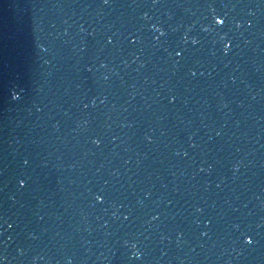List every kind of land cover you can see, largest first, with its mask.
<instances>
[{"label":"water","instance_id":"95a60500","mask_svg":"<svg viewBox=\"0 0 264 264\" xmlns=\"http://www.w3.org/2000/svg\"><path fill=\"white\" fill-rule=\"evenodd\" d=\"M0 264H264V0H0Z\"/></svg>","mask_w":264,"mask_h":264},{"label":"snow or ice","instance_id":"6c2138e0","mask_svg":"<svg viewBox=\"0 0 264 264\" xmlns=\"http://www.w3.org/2000/svg\"><path fill=\"white\" fill-rule=\"evenodd\" d=\"M108 0H105V3H107ZM220 24H223L224 21L223 20H220L218 21ZM161 35H163V33H161ZM180 53H177V55H179ZM193 75H195V73H193ZM25 163H27V161H25ZM21 183H23V181H21ZM9 227H11V225H9ZM247 244L251 245L253 243V237L251 235L248 236V239H247Z\"/></svg>","mask_w":264,"mask_h":264}]
</instances>
